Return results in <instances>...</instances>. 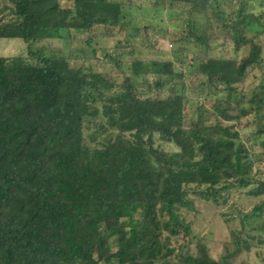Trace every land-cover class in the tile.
<instances>
[{
    "label": "trees",
    "instance_id": "1",
    "mask_svg": "<svg viewBox=\"0 0 264 264\" xmlns=\"http://www.w3.org/2000/svg\"><path fill=\"white\" fill-rule=\"evenodd\" d=\"M163 1L188 6L185 32L172 58L134 57L129 71L91 33L126 21V0L0 4V38L27 45L26 55H0V264H227L235 254L213 257L182 210L196 211L197 199L264 196V151L253 150L264 133V80L251 95L240 88L262 66L264 15L253 0ZM255 24L262 30L250 35ZM139 25L119 41L142 45ZM73 31L87 34L84 55L98 58L100 48L123 79H99L74 65V50L44 43ZM226 41L237 54H213ZM189 51L200 56L186 71ZM244 117L257 123L250 144L245 126L231 123ZM263 212L261 201L251 214Z\"/></svg>",
    "mask_w": 264,
    "mask_h": 264
},
{
    "label": "rangeland",
    "instance_id": "2",
    "mask_svg": "<svg viewBox=\"0 0 264 264\" xmlns=\"http://www.w3.org/2000/svg\"><path fill=\"white\" fill-rule=\"evenodd\" d=\"M9 0H0V4ZM186 8L188 6L179 5L177 3L170 4L163 0H126L124 11L127 13L126 21L117 26L97 25L94 26L91 33L99 37V45L110 47L108 53L113 57L119 56V62H122L124 68L128 70V66L134 57L144 59H170L173 56L172 46L175 35H180L185 32ZM112 9L117 11L118 8L112 6ZM184 9V11H183ZM252 11L256 14L264 15V0H253ZM131 19L132 21H130ZM264 23V18L261 19ZM139 23L137 34L142 36V45L134 46L127 45L125 41H119L129 35L134 28V25ZM147 25V29L142 30V25ZM264 27H262L263 29ZM260 24H255L252 34H258L257 30H262ZM139 31H141L139 33ZM143 31V32H142ZM174 33V34H173ZM213 36L219 35V27L213 26L210 30ZM87 38L86 33L73 31L69 39H49L44 41L46 45L52 48H65L66 52L74 50L73 63L76 66L93 68L98 72V78L104 79L106 76L117 81L123 79V73L119 70L115 61L111 57H104V52L98 50V58L91 54L90 49H85L86 54L81 49H84V40ZM263 45L262 66L258 65L251 67L248 70L244 80L243 92L251 95L253 91L263 83L264 80V33L256 39ZM115 41L120 43L119 47L113 46ZM95 43V42H94ZM225 47H218L215 55L234 56L237 52L233 50V44L230 41ZM96 45V43H95ZM97 45V46H99ZM124 50V51H123ZM77 51V52H76ZM76 53H81L76 56ZM124 53V56H121ZM248 53V47H243L239 52V57H243ZM27 45L21 38H0V55H26ZM87 56V57H86ZM198 51H189L185 53V62L182 63L183 69L188 71L194 68L191 66L199 59ZM148 64H145L147 69ZM92 70V69H91ZM89 71V70H88ZM185 109L189 110V104L186 102ZM234 123L236 129H241L242 123L245 129L242 131L243 140L248 141L253 135L254 129L257 130V123L251 117H244L241 121ZM264 137V133L260 139L253 145V150L257 153H262L264 150L260 141ZM255 136L253 135V142ZM161 147L169 149L171 145L165 142H159ZM263 163V162H262ZM264 169V165L262 166ZM264 201V196H250L244 193H233L226 204L220 206L209 204L202 200H196V211L182 210L183 216L192 222L196 233L203 238L208 246L210 254L215 258H220L228 253L234 254L230 257L227 264H264V212L258 216L252 215L253 208ZM251 214V215H250ZM234 234V235H233ZM243 241V245L236 249V241ZM247 241V245H245ZM195 244L193 243V246ZM116 264V262H115Z\"/></svg>",
    "mask_w": 264,
    "mask_h": 264
}]
</instances>
